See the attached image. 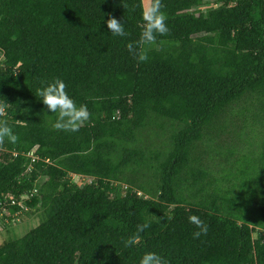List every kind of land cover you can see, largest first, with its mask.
<instances>
[{
    "label": "trees",
    "instance_id": "16d2710c",
    "mask_svg": "<svg viewBox=\"0 0 264 264\" xmlns=\"http://www.w3.org/2000/svg\"><path fill=\"white\" fill-rule=\"evenodd\" d=\"M219 2L162 0L169 33L137 63L140 0H0V101L19 137L0 150V205L34 193L19 217L38 212L0 264H264V0ZM54 78L91 113L77 132L55 130L36 95Z\"/></svg>",
    "mask_w": 264,
    "mask_h": 264
},
{
    "label": "clouds",
    "instance_id": "9594fccd",
    "mask_svg": "<svg viewBox=\"0 0 264 264\" xmlns=\"http://www.w3.org/2000/svg\"><path fill=\"white\" fill-rule=\"evenodd\" d=\"M163 8L162 0H143L142 31L136 41L129 42L126 45L127 50L136 59L137 63L147 62L150 46L157 43V36H165L169 33L166 23L167 14L163 11ZM108 17L106 25L114 36L127 37L129 35L120 20L114 18L111 14H108ZM40 84L41 87L37 88L36 95L41 97L48 112L57 114V118L52 125L55 130L77 132L90 120L91 113L88 111L87 105H77L74 99L69 96L66 90L67 85L62 79L54 78L51 82L42 80ZM9 105L5 101H0V150H3L6 139L12 144L17 143L19 140L18 135L13 132L6 119ZM25 113H27V109L22 112V114ZM18 123L22 127L28 125L26 120H18ZM189 222L198 229V231L192 233L193 239L207 234L208 226L198 216H189ZM150 227V223L138 224L135 233L123 241L124 247L128 248L138 244L141 240L140 233ZM139 264H168V261L155 252H146L142 255Z\"/></svg>",
    "mask_w": 264,
    "mask_h": 264
},
{
    "label": "rangeland",
    "instance_id": "374dc122",
    "mask_svg": "<svg viewBox=\"0 0 264 264\" xmlns=\"http://www.w3.org/2000/svg\"><path fill=\"white\" fill-rule=\"evenodd\" d=\"M141 1V7L143 5V0ZM221 3L219 2V0H207V3L205 5H202L201 7H199V10H208L210 13L212 12L213 9H215L217 6H220ZM236 109V108H234ZM237 122V120H234ZM234 122V124L236 125V128H231V130L235 131L238 128V123ZM232 131V132H233ZM224 141H228L229 143L232 142L233 137L230 135H226V137H224ZM217 143H221V137L217 138ZM225 143V142H224ZM228 143V144H229ZM29 157L32 158L31 153L28 154ZM215 162H218L215 161ZM70 181L72 182V184H75L77 186H82L88 183V180L85 178H78L75 176H70ZM36 214L33 215V217L31 219L26 220V218L19 217V218H14V221L11 223L10 222V218L8 221V228L6 230H3L0 233V243L2 241H6V240H11V239H16L19 238L21 236H23L24 234H26L30 229L34 228L37 223H38V218H37V213L35 211Z\"/></svg>",
    "mask_w": 264,
    "mask_h": 264
},
{
    "label": "built area",
    "instance_id": "2783aa9c",
    "mask_svg": "<svg viewBox=\"0 0 264 264\" xmlns=\"http://www.w3.org/2000/svg\"><path fill=\"white\" fill-rule=\"evenodd\" d=\"M33 194L34 193H30L28 195L21 197L20 202L18 201L16 203V205L19 207L20 210L16 211L13 214H9L7 209H6L7 206H13L14 205V201H12L11 197H8L6 200L3 201V204H2L3 206L0 205V217H3V216L9 217L10 222L12 223L14 221V218L17 219V218H19V215L28 211V209L26 207H24L22 202L25 200L27 201L29 198L32 197ZM6 202H9V203L7 204ZM4 221L6 222V220H4Z\"/></svg>",
    "mask_w": 264,
    "mask_h": 264
}]
</instances>
